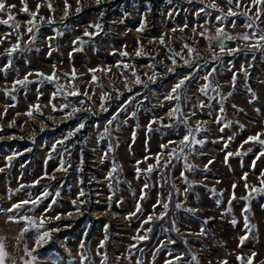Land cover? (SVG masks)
Instances as JSON below:
<instances>
[{
    "label": "rangeland",
    "instance_id": "1",
    "mask_svg": "<svg viewBox=\"0 0 264 264\" xmlns=\"http://www.w3.org/2000/svg\"><path fill=\"white\" fill-rule=\"evenodd\" d=\"M2 2L15 7L0 12V219L29 201L14 211L35 222L25 238L13 228L25 253L87 197L91 264H264V4ZM171 199L184 257L162 228L142 244ZM84 235L58 238L75 264Z\"/></svg>",
    "mask_w": 264,
    "mask_h": 264
},
{
    "label": "trees",
    "instance_id": "2",
    "mask_svg": "<svg viewBox=\"0 0 264 264\" xmlns=\"http://www.w3.org/2000/svg\"><path fill=\"white\" fill-rule=\"evenodd\" d=\"M112 108L110 107L105 111V113L97 114L102 119L106 118L109 115V112ZM2 146H8V144H1ZM0 145V146H1ZM49 183H38L36 187L31 188V194H35V190L38 187H47ZM168 207L165 209L164 213L157 220H154L150 223L151 230L146 233L147 240L142 244L144 247H150L155 242L158 237L159 229H163L166 234V237L170 240L169 243L165 244L171 252L181 255L184 257L189 252V249L185 245L184 239L177 235L173 230V221L172 215L177 213V206L174 200L167 204ZM94 204L87 197H83V202L78 205L76 208L79 211V217L75 220L71 221L70 227L66 228L63 231H49L50 238L46 240L42 245H37L35 241V245L33 249L30 250L31 256L37 260L47 259L51 261L53 264H75L73 259L66 253V251L60 246L58 243V238L61 236L65 237H73L75 234H79L81 231H85V235L82 238L81 245L82 252L84 254L81 256V260L79 264H91V256H90V241L92 238V234L95 232L96 224L99 220L95 219L91 214L92 208ZM12 217H15L16 212H9ZM20 214V213H17ZM19 220V218H18ZM6 224L19 232V236L25 238L33 234V225L29 226L25 221L19 220V222H10L9 219L5 220ZM27 228V231L25 229ZM36 240V237H35ZM86 257V259H83Z\"/></svg>",
    "mask_w": 264,
    "mask_h": 264
},
{
    "label": "snow or ice",
    "instance_id": "3",
    "mask_svg": "<svg viewBox=\"0 0 264 264\" xmlns=\"http://www.w3.org/2000/svg\"><path fill=\"white\" fill-rule=\"evenodd\" d=\"M97 2L99 3L100 0H97ZM231 2H232V0H228V3H231ZM22 3H23V0H22ZM253 3H254V4H264V0H253ZM6 7H15V5H7V6H6V4H5L4 2H2V0H0V12H3V11L5 10ZM49 7L51 8V5H50V4H49ZM38 9H39V5H37V10H38ZM22 10L25 11V12H28L27 6L25 5V6L23 7ZM29 15H31V16L33 17V20H34V19H35V16H36V13H29ZM13 19H14V17L9 13L8 16H7V20H13ZM7 20L4 21V22L7 23ZM33 20H29V21H27V23L31 24V23L33 22ZM14 27H15L16 29H18V28H19V25H14ZM96 27H99V25H97ZM27 31H28V32H31V31H32V28H31V27L28 28ZM85 35H90V34H89V33H85ZM243 38H244L245 40L249 39V37H247V36H245V37H243ZM259 39H260V40H264V35L260 36ZM161 42L163 43V40H161ZM16 47H18V46H16ZM16 47H14V48L12 49V51H15V50H16ZM221 50L223 51V46H221ZM189 51L191 52V49H189ZM9 54H11V53H9ZM124 55H127V53H124ZM90 71H93V72H94V71H96V70H90ZM36 75L41 76V77L44 76L43 73H37ZM74 77H75V70H73V78H74ZM44 78H45V79H48V80H52V79L55 78V74H53L52 76L44 77ZM205 79H207V77H205ZM93 80H95V76H93ZM137 82H139V81H137ZM18 83H23V82L18 81ZM184 83H185V81H184V80H181L179 83H177V84L173 87L172 92H173V93H176L177 90H178L179 88H181V87L184 85ZM205 88H207V85L205 86ZM202 90H203V89H202ZM57 91L59 92V91H61V89L58 88ZM76 94H78V93L75 92V91L72 92V93H70V95H76ZM55 95H56V94L54 93V94H53V98L55 97ZM173 98L178 99V96H177V97H173V96H169V97H168V99H173ZM200 106L203 107L204 105L201 104ZM65 107H66V106H65ZM53 110H56V109H55V106H53ZM72 111H73V112H76V111H78V109L73 108ZM173 111H176V110L174 109ZM31 114H32L31 112L28 113V115H30V116H31ZM113 119H115V117H113ZM82 127H83V124H81V125L79 126V128H82ZM79 128L77 129V131H79ZM197 131H199V129H197ZM256 139H257V137H249V140H256ZM246 142H247V141H246ZM259 142H260L261 144H264V141H259ZM181 143H184V144H188V143H190V141H189V136L186 135V136L183 138V140L181 141ZM181 151H182V149H181ZM174 152H176V149H172L171 152H170L169 154L171 155V154L174 153ZM229 155H231V153H229ZM260 155H264V152H261ZM226 159H227V157H226ZM138 163H139V162H138ZM157 164L159 165V157H157ZM152 167H153L152 165H149L148 171H151V170H152ZM137 172H138V173L140 172V169H139V168H137ZM245 178H246V176H245ZM262 182H264V181H262ZM233 187L235 188V185H234ZM246 187H247V185H246ZM44 195L46 196V195H47V192H45ZM83 195H84V192L81 191V192H80V196H83ZM28 203H29V201H22V202H20V203L14 204V205L12 206V208H9L7 211H8V212H14V211H17V210H19L20 208H22L23 205L28 204ZM31 203L36 204L37 201H31ZM163 207H164L165 209H167L168 205H167V204H164ZM137 210H139V206H138ZM246 210H247V209H246ZM58 218H59V217H57V219H58ZM19 220H23V221H25L29 226H32V225L35 223V222L32 221L29 217H26V216H25V217H19ZM19 220H18L16 217H9V221H10V222H19ZM233 223H235V221H233ZM38 227H39V228H42V227H43V221L40 222V224L38 225ZM25 231H27V228L25 229ZM49 238H50L49 233H48L47 231H45L42 235H38V237H37V239H36V243H37L38 246H39V245H42V244H43L44 242H46V240L49 239ZM243 239H245V237H242V238H241V241H242V242H243ZM81 247H83V245H81ZM101 247H103V244H101ZM5 255H6V254L4 253L3 245L0 244V264H4ZM29 255H31V253H29ZM83 259H86V257H84ZM238 259H241V258L238 257ZM169 264H171V262H169ZM224 264H226V262H224ZM249 264H251V260H249Z\"/></svg>",
    "mask_w": 264,
    "mask_h": 264
},
{
    "label": "crops",
    "instance_id": "4",
    "mask_svg": "<svg viewBox=\"0 0 264 264\" xmlns=\"http://www.w3.org/2000/svg\"><path fill=\"white\" fill-rule=\"evenodd\" d=\"M0 244L3 245V250L6 254L4 264H53L47 259L37 260L26 254L14 229L7 226L1 219Z\"/></svg>",
    "mask_w": 264,
    "mask_h": 264
}]
</instances>
